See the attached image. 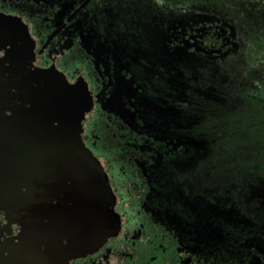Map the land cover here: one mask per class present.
<instances>
[{
    "label": "flooded vegetation",
    "instance_id": "af4514ba",
    "mask_svg": "<svg viewBox=\"0 0 264 264\" xmlns=\"http://www.w3.org/2000/svg\"><path fill=\"white\" fill-rule=\"evenodd\" d=\"M114 6L117 0H0V15L24 27L26 66L89 93L81 143L104 168L117 227L99 250L70 264H264V242L243 241L256 226L248 214L264 233V218L257 219L264 196L201 168L208 142L195 134V102L214 90L180 89L162 65L159 74Z\"/></svg>",
    "mask_w": 264,
    "mask_h": 264
},
{
    "label": "water",
    "instance_id": "95a60500",
    "mask_svg": "<svg viewBox=\"0 0 264 264\" xmlns=\"http://www.w3.org/2000/svg\"><path fill=\"white\" fill-rule=\"evenodd\" d=\"M24 33L0 15V264H70L99 250L117 217L81 143L84 93L27 67Z\"/></svg>",
    "mask_w": 264,
    "mask_h": 264
},
{
    "label": "rangeland",
    "instance_id": "374dc122",
    "mask_svg": "<svg viewBox=\"0 0 264 264\" xmlns=\"http://www.w3.org/2000/svg\"><path fill=\"white\" fill-rule=\"evenodd\" d=\"M140 1L117 0L113 12L127 24L126 30L135 35L136 42L141 38V45L139 41L136 44L142 46L140 55L145 51L148 58H153V63L157 62L158 68L162 65V69L170 71L171 78L178 79L180 89H210L197 80L206 75L211 82H221L228 78L226 71L230 70L237 73L238 78L245 76L244 85L250 86L251 90H264V0H204L199 5L195 0H144L143 4ZM160 3L162 7L157 8ZM202 4L204 8H201ZM124 23H121L123 27ZM238 26H247V34L252 39L240 44L238 39L242 40L243 32H238ZM166 35L169 38L165 43ZM148 46H152L151 49ZM242 46H246L245 64L242 53L236 52ZM149 51H152L151 55ZM160 72L162 74L163 71L159 68ZM169 81L164 79V84L174 87L171 85L173 81ZM84 92L85 102L89 93L87 90ZM98 164L103 171V166ZM254 187V191L264 196L263 186ZM237 211L246 217L245 209ZM258 214V220L264 218V209L258 210ZM247 218L248 223L253 221L256 226L252 225L253 234L245 232L248 235L244 243L259 239L258 243L262 245L264 233L258 230V222L253 215L248 214Z\"/></svg>",
    "mask_w": 264,
    "mask_h": 264
},
{
    "label": "trees",
    "instance_id": "16d2710c",
    "mask_svg": "<svg viewBox=\"0 0 264 264\" xmlns=\"http://www.w3.org/2000/svg\"><path fill=\"white\" fill-rule=\"evenodd\" d=\"M203 1L195 0L197 5ZM204 6L202 4L201 8ZM219 12L223 14L222 10ZM246 28L238 26V32H243L242 40L238 39L240 44L252 39ZM236 52L242 53L245 64L246 46ZM226 72L228 78L221 82H211L206 75L197 80L200 85L214 90L210 98L195 102L199 106H195L194 115L200 123L195 127V134L208 142L209 156L201 168L209 169L212 176L224 172L227 185L264 188V90H251L244 85L245 76L238 78L237 73ZM242 154L245 156H240Z\"/></svg>",
    "mask_w": 264,
    "mask_h": 264
}]
</instances>
